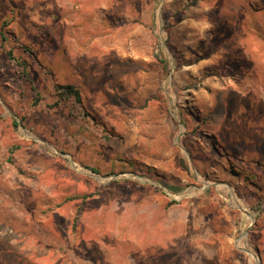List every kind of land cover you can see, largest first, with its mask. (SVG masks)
Returning a JSON list of instances; mask_svg holds the SVG:
<instances>
[{
	"label": "rangeland",
	"instance_id": "374dc122",
	"mask_svg": "<svg viewBox=\"0 0 264 264\" xmlns=\"http://www.w3.org/2000/svg\"><path fill=\"white\" fill-rule=\"evenodd\" d=\"M0 264H264V0H0Z\"/></svg>",
	"mask_w": 264,
	"mask_h": 264
},
{
	"label": "trees",
	"instance_id": "16d2710c",
	"mask_svg": "<svg viewBox=\"0 0 264 264\" xmlns=\"http://www.w3.org/2000/svg\"><path fill=\"white\" fill-rule=\"evenodd\" d=\"M9 55H11V53H8ZM57 94L59 96H63V97H73L76 101L80 100V94L78 89L74 88L71 85H59L56 88ZM170 188H174V187H170ZM176 188V187H175ZM181 187H178V189H180Z\"/></svg>",
	"mask_w": 264,
	"mask_h": 264
}]
</instances>
